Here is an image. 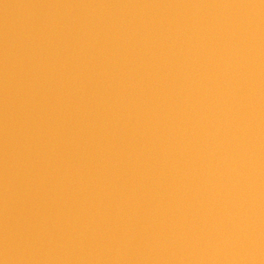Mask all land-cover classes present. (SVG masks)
<instances>
[{
	"label": "water",
	"instance_id": "obj_1",
	"mask_svg": "<svg viewBox=\"0 0 264 264\" xmlns=\"http://www.w3.org/2000/svg\"><path fill=\"white\" fill-rule=\"evenodd\" d=\"M0 264H264V0H0Z\"/></svg>",
	"mask_w": 264,
	"mask_h": 264
}]
</instances>
